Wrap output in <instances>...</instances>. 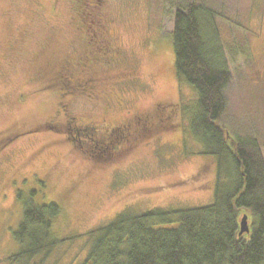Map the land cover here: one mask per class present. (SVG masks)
Segmentation results:
<instances>
[{"label": "rangeland", "instance_id": "rangeland-1", "mask_svg": "<svg viewBox=\"0 0 264 264\" xmlns=\"http://www.w3.org/2000/svg\"><path fill=\"white\" fill-rule=\"evenodd\" d=\"M77 1L0 0V138L37 130L0 155V264H12L7 258L17 252L12 232L27 199L59 207L51 229L58 240L83 236L128 211L212 202L214 160L201 155L186 133L195 92L176 81L173 70L172 14L188 0L181 5L182 0H99V5L91 0L76 8ZM201 1L218 15L232 73L218 124L230 135L255 136L264 157V0ZM99 9L122 52L112 69L103 63L93 68L102 82L101 99L108 103L78 96L68 114L83 123L104 120L106 125L142 116L156 123L162 107L172 114L165 128L140 134L136 125L129 142L124 137L92 149L80 139L73 144L67 140L73 129L59 126L64 118L58 97L39 87L64 62L82 61L85 41L99 40L100 34H92L94 16H89L102 14ZM126 65L134 67L140 80L129 92L112 90L109 82ZM120 97L128 101L127 110L115 105ZM86 252L85 240L76 238L42 264H81Z\"/></svg>", "mask_w": 264, "mask_h": 264}, {"label": "trees", "instance_id": "trees-1", "mask_svg": "<svg viewBox=\"0 0 264 264\" xmlns=\"http://www.w3.org/2000/svg\"><path fill=\"white\" fill-rule=\"evenodd\" d=\"M217 18L201 0H188L173 12L170 32L176 81L196 96L186 133L215 164L212 202L128 211L83 236L58 240L51 229L59 207L27 199L12 232L18 249L7 261L42 264L61 245L83 238L81 264H264V157L255 136L230 135L218 124L232 73ZM243 215L249 231L239 235Z\"/></svg>", "mask_w": 264, "mask_h": 264}, {"label": "flooded vegetation", "instance_id": "flooded-vegetation-1", "mask_svg": "<svg viewBox=\"0 0 264 264\" xmlns=\"http://www.w3.org/2000/svg\"><path fill=\"white\" fill-rule=\"evenodd\" d=\"M77 1V0H75ZM91 0H79L76 3V8L80 4L86 5ZM95 4L100 3L99 0H93ZM89 9V8H87ZM94 12V11H93ZM99 13H102L100 9ZM79 15V13H78ZM94 16L93 21H91L92 26L95 27L92 34H100L99 40L92 39L90 42L85 41L86 50L83 54V60H76L69 62L66 61L60 65V72L53 73L51 76L47 77L44 80V83L39 87V91L44 92H53L54 95L58 97V107L61 112V116L64 118V122L59 123L61 129H68L71 131L73 129V135L67 138L72 144L77 142L80 139L84 144L88 145L92 149H97L101 145H114L121 141L122 138H126L127 142L130 141L131 130L132 128H137L140 126V134L149 133L156 128H165L169 124L172 113H168L169 110L165 108H160V117L156 123L150 120L149 116H142L140 118L135 117V122H132V119H128L125 122L121 120L112 125L104 124V120L100 124H96L92 121L89 123H83L77 121L75 117L70 116L69 110L71 104L75 101V98L78 96L88 97L89 99L94 100L95 102L108 103L106 99H101L100 96V86L101 80L96 78L93 68L99 63H103L105 67L112 69L118 62L119 56L122 54L120 43L117 45V41L111 37L109 30L107 29L108 18L105 17V14H89V16ZM80 28L78 27V31ZM92 30V29H91ZM94 52H99L100 55L92 57ZM92 55V56H91ZM81 58V59H82ZM114 81H110L109 85L112 90L118 88V92L126 93L129 92V89L134 88V85L140 77L136 74L134 67L126 65V67L118 74L113 76ZM134 83V84H133ZM128 101L122 97L118 98L115 102V105L123 108L124 110L128 109ZM160 115V116H161ZM96 124V125H95ZM136 125H138L136 127ZM66 130V129H65ZM37 130H29L24 133L14 132L9 133L3 139L0 138V155L6 152L12 144L17 142L22 136L29 135ZM139 134V135H140ZM76 137V138H74ZM139 136L134 137L137 139ZM82 147V146H81ZM92 151V150H91Z\"/></svg>", "mask_w": 264, "mask_h": 264}, {"label": "water", "instance_id": "water-1", "mask_svg": "<svg viewBox=\"0 0 264 264\" xmlns=\"http://www.w3.org/2000/svg\"><path fill=\"white\" fill-rule=\"evenodd\" d=\"M239 235L243 234V233H248L249 231V227H248V222H247V216L243 215L241 220H240V224H239Z\"/></svg>", "mask_w": 264, "mask_h": 264}]
</instances>
